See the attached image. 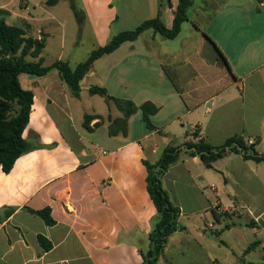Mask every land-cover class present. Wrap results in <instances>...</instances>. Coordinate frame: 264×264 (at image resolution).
<instances>
[{
    "label": "crops",
    "instance_id": "crops-1",
    "mask_svg": "<svg viewBox=\"0 0 264 264\" xmlns=\"http://www.w3.org/2000/svg\"><path fill=\"white\" fill-rule=\"evenodd\" d=\"M63 1L70 8L74 3L79 11L78 38L90 30L95 43L90 54L118 34L114 25L120 20L116 6L120 0L57 4ZM168 1L166 9L158 0H147L153 11L150 19L160 16L171 27L178 3ZM222 1L193 0L187 21L192 25L183 30L184 23L174 40L152 31L141 51L137 52L140 36L98 59L81 82L79 97L66 92L57 70L45 76L20 75L22 87L34 94L23 135L33 148L9 173L0 169V264H142V251L149 248L158 219L145 162L153 165L167 147L184 146L196 129L199 139L214 146L241 135L264 154V63L250 72L240 70V46L236 44L229 54L195 20ZM256 1L264 11V0ZM39 4L43 9L48 6L47 0ZM32 5L33 0H0V20L46 42L58 16L39 13ZM116 55L123 59L110 65L111 86L99 87L116 98L115 92L126 88L127 96L120 99L138 107L146 102L156 105L159 112L151 116L152 130L143 113L142 128L135 129L139 109L129 119L126 135H111L109 119L122 117V112L104 97L91 95L90 88L96 85L84 86L100 62ZM59 60L72 67L82 63ZM120 62L124 67L118 70ZM84 92L91 100L84 98ZM97 96L107 104L106 112L94 107ZM90 116L94 119L86 128ZM162 182L180 209V229L169 238L159 264H221L211 251L212 235L221 236L224 218L240 210L256 232L250 244L256 246L249 253L260 249L264 259V162L229 154L208 167L200 157L182 151ZM46 208L51 210L53 226L30 212ZM8 210L13 213L7 217ZM39 236L51 243L50 250L40 244ZM247 248L243 257L249 254Z\"/></svg>",
    "mask_w": 264,
    "mask_h": 264
},
{
    "label": "trees",
    "instance_id": "trees-1",
    "mask_svg": "<svg viewBox=\"0 0 264 264\" xmlns=\"http://www.w3.org/2000/svg\"><path fill=\"white\" fill-rule=\"evenodd\" d=\"M58 0H47L48 6L56 5ZM193 6V0H179L174 10V20L172 26L168 27L157 16L153 19L145 20L134 30L120 32L114 35L110 41L94 50L86 61L72 67L68 62L57 60L50 66H44L42 57L45 49L44 38H34L27 36L23 28L11 26L5 20H0V169L9 173L18 158L30 152L32 146L24 139L26 130L34 104V94L25 90L20 83L21 74L45 76L52 70H57L61 80L72 91L75 97L80 96L81 82L92 70L94 63L105 55L112 54L122 44L136 41L144 32L151 30L155 34H160L167 40L176 39L182 26L189 20L188 13ZM72 10L79 19V11L75 4ZM226 61L223 54L219 51ZM28 58L37 59L31 61ZM91 95H100L105 98L108 104H115L123 116L117 119L110 118V134L124 135L128 132L129 119L139 109L143 113V121L148 129H154L151 123V116L159 112L158 107L151 102H146L138 107L131 100H124L110 96L104 87L93 86L90 88ZM94 117H86L85 126ZM199 130L192 134L193 140L184 143L180 147H167L155 164L145 162L148 169V191L157 209V222L152 233L149 235V248L142 251V264H159L169 238L180 229L179 218L180 209L176 207L163 186V176L170 166L178 162L180 154L185 151L190 156H198L208 167L229 154L241 155L246 161L256 163L264 162V154H261L255 144H250L243 136L235 135L222 145L214 146L204 139H199ZM33 214L41 217L48 226H53L55 221L51 217L50 208L39 211L30 210ZM13 210H8L5 216H10ZM1 220V216H0ZM39 242L45 250L52 248L51 243L39 236ZM256 243L250 245L246 253H249ZM264 264V263H262Z\"/></svg>",
    "mask_w": 264,
    "mask_h": 264
},
{
    "label": "rangeland",
    "instance_id": "rangeland-1",
    "mask_svg": "<svg viewBox=\"0 0 264 264\" xmlns=\"http://www.w3.org/2000/svg\"><path fill=\"white\" fill-rule=\"evenodd\" d=\"M15 1L19 3L20 0ZM33 1L34 5L32 6H34L39 13L46 11L58 16V21H52L50 26V35L47 37L45 44L46 48L42 55L44 58V66H50L55 61L62 58L67 59L71 64L86 60L93 50V45L95 43L92 40L89 29H87L88 31L85 30L83 33V39L78 38L77 35L80 25L69 3L63 1L54 6H47L45 10L40 7V0ZM198 1L199 0H196V3ZM158 2L164 3V8H169L168 0H158ZM177 3L178 0H175V4ZM76 4L78 5V2ZM116 6L119 10L120 20L114 25V31L118 33L134 30L141 22L153 16V11L149 9L147 0H120V2H117ZM169 17L170 16L167 18ZM195 20H197L203 28H206L209 34L214 38H218L221 46L229 54L231 51L234 52L233 47L236 46V44L240 46V70H247V72H250L261 63H264V11L259 10L256 0H223L217 7L209 9L207 16L200 14ZM188 25L191 26L192 23H185L183 30L189 27ZM152 33L151 30H148L141 35L137 44V52L141 51V49L146 46V40ZM188 42L193 44L191 40ZM139 56L140 55H138V57ZM120 58L123 59V57L116 55L114 58L100 62L96 70H94V73L87 79L84 86L88 84L96 86L110 84L111 86L112 78L109 79V72L112 67H110V65L122 60ZM123 64L124 62H120L118 70L124 67ZM117 71L116 73L118 74L119 71ZM115 84H117L116 81ZM65 87L66 92L71 93V90L67 86ZM125 89L126 88H121L118 93L114 92L118 98H123L127 96ZM108 93L111 95L110 92ZM84 98L91 100V96L86 92H84ZM93 99H95L94 107L96 110H103L104 112L108 110L107 104L102 97L97 96ZM141 123L142 112L140 110L133 124L135 129L140 130V128H142ZM162 150L163 148L159 153H161ZM240 212L238 214L234 212V215L231 214L229 217L224 218L223 234L221 236L217 234L212 235L214 243L212 244L211 251L213 256L217 258L221 264H260L264 261L260 249L252 251L246 257H243L241 253L255 240L254 234L256 232L249 226L247 213L244 212L245 214H240ZM185 220H187V218ZM187 222L190 223L189 220H187ZM226 225L229 226V228H225ZM230 229L232 230L230 231Z\"/></svg>",
    "mask_w": 264,
    "mask_h": 264
},
{
    "label": "built area",
    "instance_id": "built-area-1",
    "mask_svg": "<svg viewBox=\"0 0 264 264\" xmlns=\"http://www.w3.org/2000/svg\"><path fill=\"white\" fill-rule=\"evenodd\" d=\"M262 7H263V9H264V4H262Z\"/></svg>",
    "mask_w": 264,
    "mask_h": 264
}]
</instances>
